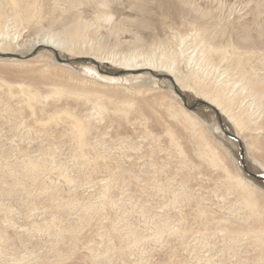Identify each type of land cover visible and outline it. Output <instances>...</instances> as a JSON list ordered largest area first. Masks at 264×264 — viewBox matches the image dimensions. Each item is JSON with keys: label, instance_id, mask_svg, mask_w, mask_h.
<instances>
[{"label": "rangeland", "instance_id": "rangeland-1", "mask_svg": "<svg viewBox=\"0 0 264 264\" xmlns=\"http://www.w3.org/2000/svg\"><path fill=\"white\" fill-rule=\"evenodd\" d=\"M190 1L211 10L217 21L232 14L231 7L224 8L228 0ZM244 2L236 16L242 11L249 18L255 0ZM127 5L128 0H117L119 20L136 18ZM183 12L176 19L167 17L166 23L157 21L151 31H140L141 47H135L129 33L117 35L103 27L80 39L75 51L31 50L52 27L41 19L19 24L9 18L10 36L16 40L14 53H0V264L264 261V181L244 171L241 153L242 148L247 170L264 177V106L244 91V104L255 103L249 112L259 128L243 130L237 141L226 134L237 135L234 124L197 95L196 88L176 85L161 71V58L182 49L185 58L192 57L187 67L185 61L180 65L184 73L196 70L211 85L229 82L234 92L245 83L227 71L226 61L205 60L204 45L194 41L195 15ZM213 32L217 42L230 44L232 57L231 33L219 26ZM179 35L185 38L181 44ZM99 42L105 50L93 55L91 48ZM133 52L153 53L152 70L142 69L143 57L127 64L122 57ZM38 54L43 57L31 59ZM263 61L264 53L253 51L247 66L264 79ZM20 88L38 92V99L29 105ZM96 100L104 106L95 107ZM185 100V108L202 123L199 138L157 109L179 112ZM73 117L85 126V163L73 138ZM208 142L220 158L218 166L201 153ZM31 163L40 171H32ZM227 171L245 180L261 218L240 204Z\"/></svg>", "mask_w": 264, "mask_h": 264}, {"label": "bare ground", "instance_id": "bare-ground-1", "mask_svg": "<svg viewBox=\"0 0 264 264\" xmlns=\"http://www.w3.org/2000/svg\"><path fill=\"white\" fill-rule=\"evenodd\" d=\"M123 1L124 0H118V4L122 3ZM68 2L69 0H0V53L2 54L14 53L11 51L12 50L11 47L12 44H14L13 41H15L16 38L10 36L11 33L9 32V24H8L10 21L9 20L10 17L15 18V20L19 24H24V23L31 24V22L41 19L42 21L45 20L48 26L52 27V29L46 32L42 40L37 41L38 44L35 43L34 45H32L31 50L37 46H47L52 48V50L53 49L56 50L57 47H65L72 49L73 51V49L76 48V46L79 44L80 39H83L86 35H89L91 33V30L98 31L99 28H103V27H108V30L110 32L117 35H119L120 33L122 34L129 33L133 38L132 43L135 45V47H141L144 44V39L142 38V36H140L139 33L140 31H151L154 23L156 24L157 21L159 23L160 22L162 23V20H164V23H166L165 19H167V17L170 18L172 17V19L174 18L176 19L182 13L184 14L183 11L186 10L185 13H187V11L188 12L190 11L195 15L194 18L195 21L197 22V26H196L197 32L195 34L194 41L197 43V45L198 44L204 45L202 52L205 60L208 62L209 61L211 62L212 60L219 62L226 61L227 71H231L234 74L238 75L242 80L245 81V83L243 82L244 84L240 92H234L233 91L234 86L231 85L232 88L229 87L228 84L229 82L216 81V83L211 85L212 83L209 82L205 74H200L196 70H191V71L188 70L187 73H184V71L180 69V65L182 64V62L185 61L187 67L191 63L192 57L186 56L187 58H185L184 55L185 53L182 49L179 51L178 49L172 50L173 51L172 54H170L171 52L169 53L170 56H166V57L163 56L161 58L159 65L164 69L161 71L171 76L176 85L181 84V86L184 88H188V87L194 89L196 88L198 90L197 91L195 89L197 91V95H201L202 99L206 103L216 108V110L219 111L220 114L225 116L229 120V122L234 124L235 128L237 129L236 136L238 138H240V136L242 135V131L245 129L252 131L258 130L259 127L255 126V123L253 122L254 119L252 118V115L249 112V110L252 107V105L257 103V101L259 102V104H262L264 106V79L260 78L259 75H256L254 70L247 66V60H249V56L251 57L253 51H261V48L258 44L251 46L245 45L244 47L233 46V55L232 57H229L228 46L230 44H222V42L220 43L216 41V34H214L213 29L218 27L219 20L218 21L216 20V15H213V12L211 10H203L195 2H192L190 0H128L127 7L131 11V15H134L136 18H123L120 20L119 19L110 20L108 19V16L112 15V13L102 14V13L93 12L91 15H89L87 12L80 11L79 13L74 15L70 8H65L62 6V4ZM254 4H255L254 9L253 10L251 9L252 11L249 14L250 16L249 18L248 17L247 18L251 20L252 24L254 25V30L257 39H259L260 31H261V21H262L261 10L262 8H264V3H262V0H255ZM219 5L220 4H218V6ZM224 8L222 9L224 10ZM154 13L156 15L157 13H159L157 18H154L153 15ZM218 17L219 16H217V18ZM42 24L44 23L42 22ZM184 39L185 38L183 36L179 35L178 41L180 40V44L184 42ZM95 45L96 46L93 45L91 48V50H94L93 55H97L96 54L97 52H102L103 50H105L104 46L100 42L98 44L95 43ZM22 46H25V44H23ZM241 49H245L246 52L245 53H243L244 51L241 52ZM250 51H252V53ZM85 53L90 54L91 52H85ZM22 54L25 55L28 54V52H24ZM41 57L43 56L41 54H38L36 56H33L31 59L32 60L40 59ZM138 57L144 58V60L142 59L143 61L141 60L144 65L142 69L152 70L150 67L151 65H154L153 63H155L153 62V53H149L147 54V56H144L143 54H138L133 52L124 55L122 58L126 63L127 62L130 63L131 61H133L135 58ZM51 59L53 60L54 58L51 57ZM256 59L258 58L256 57ZM57 61L61 62L63 60H61L60 58V60ZM31 79L32 78H30V80ZM23 89H22V93L26 94L27 96L26 100L27 103H29V105H30V100L38 99L39 97L38 92L37 95L36 93H32L31 91L27 92L25 90L27 88H25L24 90ZM246 89L248 90L251 96L255 97L256 100L255 103L253 102L249 105L244 104L247 98L244 95V91ZM101 103L102 101L96 100L94 102V105L95 107L100 109L102 106H104L101 105ZM179 105H180L179 112H174L175 110L172 111L171 110L172 107L166 108L160 106L157 109L159 110L163 109L164 111H166L168 116L171 119H173L178 126L180 125L181 127H185L186 131L189 130L191 134L197 135V137L202 135L203 132L200 129V125L202 123L191 115V113L185 108L186 107L185 104L184 105L179 104ZM157 109H154L155 113L158 112ZM235 109H239V110L234 115L230 114ZM125 114L123 113V115ZM137 117H139V115ZM73 118L74 119L71 121V125L73 128V138L79 149L78 156L80 157V160H82V162L85 163L86 160V158L84 160L85 152L84 154L82 153L86 142L84 138L85 126L79 119L75 117ZM201 153L204 154L208 163L211 166L213 167L218 166L220 158L216 153V150H214V148L209 144V142L208 144L204 145V149L201 150ZM30 168L34 172L40 171L39 166L35 163H31ZM225 175H226V179L232 183V186H234V189L236 188L239 191L238 194L240 195V202H241L240 204H242L246 209L250 210L251 212L250 211L249 212L252 213L253 216H256L257 218H261L262 213L260 212V205H258L257 201L251 198V194L248 192L249 186L245 183V180L240 176L231 175L228 171L226 172Z\"/></svg>", "mask_w": 264, "mask_h": 264}, {"label": "snow or ice", "instance_id": "snow-or-ice-1", "mask_svg": "<svg viewBox=\"0 0 264 264\" xmlns=\"http://www.w3.org/2000/svg\"><path fill=\"white\" fill-rule=\"evenodd\" d=\"M262 3H264V0H262ZM62 6L70 8L74 15L80 11H84L89 15L93 12L102 14L114 13L108 16L110 20H116L120 16V13L117 11V0H69L68 3L62 4ZM224 7L226 9L231 7L232 14H226L221 17L218 26L222 31L231 33L233 45L236 47H244L245 45L251 46L258 44L262 53H264V8L261 10V31L259 39H257L254 25L251 20L245 17L242 11L239 17L236 16L237 10L244 9V0H236L235 3H233L232 0H228ZM260 71L261 74L264 75V66L261 67ZM71 264H76V262L73 260ZM261 264H264V261H262Z\"/></svg>", "mask_w": 264, "mask_h": 264}, {"label": "water", "instance_id": "water-1", "mask_svg": "<svg viewBox=\"0 0 264 264\" xmlns=\"http://www.w3.org/2000/svg\"><path fill=\"white\" fill-rule=\"evenodd\" d=\"M58 60H60V58H59ZM61 60H62V59H61ZM198 103H200V102H198ZM184 104H185L186 106H188L186 100H185ZM195 107H196V106L191 107L190 109L193 110V109H195ZM219 119H220V118H219ZM226 134H227L229 137H231V138H233V139H235V140H237V141L240 140L236 135H231V134L228 133V132H226ZM240 147H241V144H240ZM241 153H242V161H243V162H242V165H243V169H244V171H245L248 175H250L251 177L256 178V179H259V180H261V181H264V177H259V176H257L256 174H254V173H250V172L247 170V167H246L245 162H244V150H243L242 148H241Z\"/></svg>", "mask_w": 264, "mask_h": 264}]
</instances>
